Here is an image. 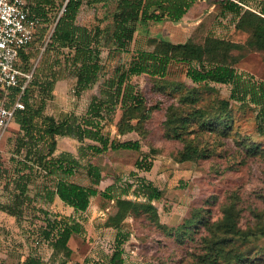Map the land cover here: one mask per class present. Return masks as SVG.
<instances>
[{
	"label": "trees",
	"instance_id": "16d2710c",
	"mask_svg": "<svg viewBox=\"0 0 264 264\" xmlns=\"http://www.w3.org/2000/svg\"><path fill=\"white\" fill-rule=\"evenodd\" d=\"M63 1L28 0L31 14L39 22L33 41L20 50L18 66L23 71L34 68V74L22 98L24 108L18 109L14 116V121L20 127L14 149L19 158H12L15 162L13 175L4 185L5 189H11V197L8 202H0V210L14 216L30 238L29 251L20 264H44L43 249L50 250L53 257L63 256L64 262L72 255L70 240L74 235L83 234L85 229L75 216L65 215L53 208L57 198L73 207L76 212H86L92 197L98 194L110 199L115 197L112 192L114 185L100 191L99 185L104 175L101 167L91 157L110 150L142 149L140 138L122 139L133 132L146 137L147 129L144 124L151 116L152 108L142 89L132 81L133 76L149 75L162 92L173 93L186 88L187 91H179L177 97V103L182 105L198 101L199 87H209L211 83L230 85V98L220 100L219 110L214 118L203 120L202 124L213 130L220 128L225 122L224 117L229 114L231 101H236L254 105L258 129L264 133V81L240 73L236 68L247 50L264 53V0L256 5H250L247 0L221 1L222 13L235 15V28L249 34L245 42L216 35H207L201 43L193 39L174 42L151 36L147 39L151 49L138 45L133 51L131 46L134 41L137 42L135 35L139 25L180 22L200 0H116L112 28L102 27L100 23L92 27L78 24L77 17L83 0H71L67 11L56 21ZM52 21L54 28L48 46L58 50L69 49L64 56L65 63L66 67L71 65L70 72L76 78L75 90L78 94L94 87L104 75L106 66L101 59L104 45L109 46L111 53L132 52L129 62L116 68L114 75L103 82L100 92L92 96L84 114L71 112L58 117L46 111L47 100L52 98L56 82L65 77L61 69L63 64L57 58L49 68L33 67L29 49L38 34L42 33L43 36L48 29L47 25ZM174 62L187 65L186 75L197 86L190 87L184 82L167 78L169 67ZM17 92L18 88L12 89L11 97ZM173 108L174 106L167 111L165 125L168 135L180 139L183 129L188 127L191 115L180 114ZM118 109L121 110V117L114 123V115ZM193 114L196 119L204 117L198 109ZM112 124L116 126L115 136L108 129ZM225 128H229V125ZM59 136L76 139L79 142V155L71 151L56 155ZM249 149L253 152L255 148ZM197 150H185L182 160L200 155ZM84 159H87L85 163ZM135 165L139 170L150 171L153 160L145 154L136 160ZM81 167L86 170L91 180L90 185L69 179ZM132 173L136 175L137 172ZM136 176L141 182L135 187L134 193L146 197V200H127L124 216L127 213L146 214L151 221L167 230L153 204L163 197V190L152 180ZM38 178L42 180L32 194L31 186ZM9 184L14 187L10 188ZM128 192V189L124 190V193ZM203 212V208L195 209L182 224L172 228V234L180 241L194 239V234L201 226L207 231L201 238L203 252L195 256L192 264H264L262 256L250 255L253 249L243 248L251 236L258 233L264 235V227L261 226L258 230L242 229L239 226L241 209L235 200L224 206L223 215L214 222ZM23 221L29 223L28 227ZM37 221L40 224H36ZM120 222L121 219H118L109 224L117 229L114 251L108 256L106 263L98 261L93 264H130L123 257L128 235L123 234ZM34 226L37 229L33 232ZM255 252L257 250L253 254Z\"/></svg>",
	"mask_w": 264,
	"mask_h": 264
},
{
	"label": "rangeland",
	"instance_id": "374dc122",
	"mask_svg": "<svg viewBox=\"0 0 264 264\" xmlns=\"http://www.w3.org/2000/svg\"><path fill=\"white\" fill-rule=\"evenodd\" d=\"M221 1L204 0V3L198 4V16L195 19L139 25L135 35L137 42H133L132 51L138 45L151 49L152 46L148 45L147 41L151 36L174 42L193 39L201 43L207 35H216L245 42L249 34L235 28V15L229 12L222 13ZM247 1L250 5H256L260 0ZM115 8L116 0H83L77 22L89 27L100 23L102 27L112 28ZM53 22L47 25L48 29L43 36L42 33L38 34L29 49L33 67L49 68L55 64L57 58L61 60V65L63 64L61 69L65 77L56 82L53 96L47 100L46 111L58 117L71 112L84 114L92 96L100 92L101 85L114 75L116 68L129 62L132 52L111 53L109 46L104 45L101 54L102 62L106 66L104 75L94 87L78 94L75 90L76 78L70 72L71 65L66 67L65 63L64 56L69 49L58 50L48 46L54 28ZM236 68L240 73L264 81V53L253 49L247 50L236 64ZM186 70L185 63L174 62L169 67L167 78L184 82L190 87L197 86L187 77ZM132 81L144 92L148 105L152 108L151 116L144 124L147 129L146 137L143 138L133 132L122 139L140 138L142 149L110 150L91 157L101 167L104 175L99 185L100 191L114 185L112 192L115 197L110 199L101 194L92 197L86 212H76L63 201L55 203L54 209L65 215L75 216L82 222L85 231L83 234L74 235L70 240L73 252L66 262L63 256L53 257L50 250L43 249L44 264H93L98 261L106 263L108 256L115 249L117 233V229L109 224L118 219H121L120 228L123 234L128 235L124 243L123 257L130 264H192L195 256L203 252L201 238L207 231L201 226L194 234V239L180 241L172 234V228L182 224L197 208H203L205 216L214 222L223 215L224 206L235 200L241 209L239 226L242 229L258 230L259 227H264V133L258 129L254 105L231 101L229 114L223 119L225 122L220 128L213 130L204 126L202 121L214 118L216 111L219 110L220 100L230 98V85L211 83L209 87H199L198 101L195 104L182 105L177 103V97L179 91L186 92V88L173 93L162 92L147 74L135 75ZM173 106L176 112L191 115L188 127L183 129V136L180 139L168 135L165 125L167 111ZM196 109L202 112L204 117L196 119L193 114ZM120 117L121 110L118 109L114 115V123ZM226 125H229V128H225ZM108 129L112 136L117 134L115 124ZM19 134L20 127L13 119L0 144L2 171L0 202H8L11 197L9 193L11 189H5L4 185L13 175L15 162L12 158L14 156L19 158L14 151ZM78 146L79 142L76 139L59 136L55 154L71 151L78 156ZM251 147L255 148L253 152L249 149ZM191 148L198 149L200 155L182 160V153ZM145 154L153 160L150 171L139 170L135 165L136 160ZM133 171L137 172L138 176L152 180L163 190V197L153 204L167 230L151 221L146 214L127 213L124 216L127 200H146V197L134 193L135 187L141 181L132 173ZM69 179L85 185L91 184L86 170L82 167ZM36 180L31 186L32 194L36 192L42 178ZM9 185L10 188L14 187L13 184ZM125 189L129 192L124 193ZM23 223L28 227V222ZM36 229L34 226L33 232ZM12 230V232L3 230L4 234H8L7 241L14 252L12 259L9 262H5L4 259L2 264H20L26 258L25 250L29 251L30 238L26 229L16 224ZM19 244L23 245L17 248ZM243 248L253 249L250 252L251 256L264 258V235L258 233L251 236ZM255 250L257 252L253 254Z\"/></svg>",
	"mask_w": 264,
	"mask_h": 264
},
{
	"label": "built area",
	"instance_id": "2783aa9c",
	"mask_svg": "<svg viewBox=\"0 0 264 264\" xmlns=\"http://www.w3.org/2000/svg\"><path fill=\"white\" fill-rule=\"evenodd\" d=\"M70 1H63L56 21L67 11ZM38 22L31 14L28 0H0V143L16 111L24 108L22 98L34 68L20 69V50L33 41ZM14 88L18 92L12 98Z\"/></svg>",
	"mask_w": 264,
	"mask_h": 264
},
{
	"label": "crops",
	"instance_id": "0c3cea01",
	"mask_svg": "<svg viewBox=\"0 0 264 264\" xmlns=\"http://www.w3.org/2000/svg\"><path fill=\"white\" fill-rule=\"evenodd\" d=\"M200 3H204V0H200L197 3H195V5L189 10V12L183 17L182 20L188 18V19H195L197 18V5ZM181 20V21H182ZM5 136V135H4ZM2 142V141H1ZM1 144V143H0ZM59 201H61L59 198H57L55 200V203H59ZM19 224L16 220V218L10 214H8L5 211L0 210V264H2V262L5 259V262H9L12 259V254L14 252L13 247L11 246V244H9L8 240V234H4V231H9L11 230V232L13 231V226ZM19 226V225H17ZM10 245V246H9ZM23 244H19L17 246V248H19V246H22ZM25 253H28L27 250H25Z\"/></svg>",
	"mask_w": 264,
	"mask_h": 264
}]
</instances>
